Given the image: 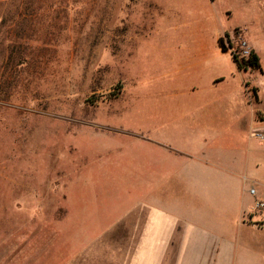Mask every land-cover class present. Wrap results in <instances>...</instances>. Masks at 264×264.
I'll return each mask as SVG.
<instances>
[{
  "label": "rangeland",
  "instance_id": "rangeland-1",
  "mask_svg": "<svg viewBox=\"0 0 264 264\" xmlns=\"http://www.w3.org/2000/svg\"><path fill=\"white\" fill-rule=\"evenodd\" d=\"M149 1L0 0V264L128 243L137 212L100 232L142 196L149 140L238 158L251 112L261 129L264 0ZM249 41L261 70L240 73L231 52ZM247 174L264 191V172ZM242 243L263 264L264 232Z\"/></svg>",
  "mask_w": 264,
  "mask_h": 264
},
{
  "label": "crops",
  "instance_id": "crops-1",
  "mask_svg": "<svg viewBox=\"0 0 264 264\" xmlns=\"http://www.w3.org/2000/svg\"><path fill=\"white\" fill-rule=\"evenodd\" d=\"M157 4V0L147 3ZM253 124L251 112L242 122L238 158H228L220 148L185 154L149 140L156 147L142 149V196L115 217L114 225L100 232L112 235L111 230L137 212L139 220L129 222V242L101 246L104 257L96 244L74 246L69 248V256L61 255L65 259L59 258V264H259L251 248L242 243L243 234L264 232V213L257 220L252 213L255 202L264 201V191L256 188L255 180L249 185L247 174L254 169L264 172V141L258 144L259 139L251 133ZM257 125L264 132V126ZM145 136L147 140L150 137L148 133ZM208 136L214 141L222 134ZM252 187L256 195L250 193Z\"/></svg>",
  "mask_w": 264,
  "mask_h": 264
},
{
  "label": "trees",
  "instance_id": "trees-1",
  "mask_svg": "<svg viewBox=\"0 0 264 264\" xmlns=\"http://www.w3.org/2000/svg\"><path fill=\"white\" fill-rule=\"evenodd\" d=\"M237 32H239V29H236ZM226 38L228 41V45L226 46L224 44L225 39L224 38H219V46L222 51L227 52L230 49H233V43L231 41L230 35L226 34ZM233 60L237 63L238 68L240 70H245L247 71L248 69L252 70H261V60L259 55L253 50L250 49V53L248 56H240V54L236 53L235 51L231 52Z\"/></svg>",
  "mask_w": 264,
  "mask_h": 264
},
{
  "label": "built area",
  "instance_id": "built-area-1",
  "mask_svg": "<svg viewBox=\"0 0 264 264\" xmlns=\"http://www.w3.org/2000/svg\"><path fill=\"white\" fill-rule=\"evenodd\" d=\"M244 45H246L245 42H243ZM243 55L242 56H248L249 53H250V50H247V49H244L243 51ZM261 124L264 126V120L261 121ZM253 135L258 138L259 140L261 141H264V132H261V130H256L253 132ZM250 193L253 194V195H256V188L255 187H252L250 189ZM252 213L254 216H259V215H262L264 213V201L262 200H257L255 202V205L253 207V210H252Z\"/></svg>",
  "mask_w": 264,
  "mask_h": 264
}]
</instances>
